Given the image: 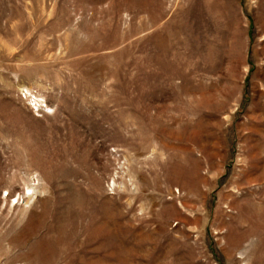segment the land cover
<instances>
[{
  "label": "rangeland",
  "instance_id": "rangeland-1",
  "mask_svg": "<svg viewBox=\"0 0 264 264\" xmlns=\"http://www.w3.org/2000/svg\"><path fill=\"white\" fill-rule=\"evenodd\" d=\"M0 264H264V0H0Z\"/></svg>",
  "mask_w": 264,
  "mask_h": 264
}]
</instances>
